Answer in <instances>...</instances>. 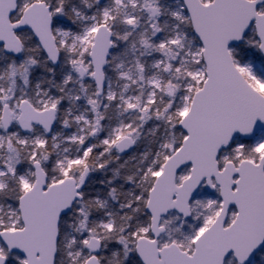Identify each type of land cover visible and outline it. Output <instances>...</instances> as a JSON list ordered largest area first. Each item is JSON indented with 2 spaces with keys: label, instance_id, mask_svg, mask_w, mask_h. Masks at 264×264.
Instances as JSON below:
<instances>
[{
  "label": "snow or ice",
  "instance_id": "snow-or-ice-1",
  "mask_svg": "<svg viewBox=\"0 0 264 264\" xmlns=\"http://www.w3.org/2000/svg\"><path fill=\"white\" fill-rule=\"evenodd\" d=\"M0 264H264V0H0Z\"/></svg>",
  "mask_w": 264,
  "mask_h": 264
}]
</instances>
